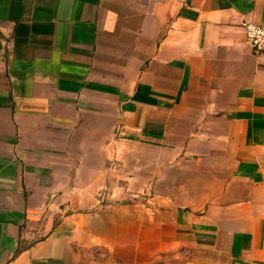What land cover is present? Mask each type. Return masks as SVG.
<instances>
[{"label": "crops", "instance_id": "0c3cea01", "mask_svg": "<svg viewBox=\"0 0 264 264\" xmlns=\"http://www.w3.org/2000/svg\"><path fill=\"white\" fill-rule=\"evenodd\" d=\"M264 0H0V264H264Z\"/></svg>", "mask_w": 264, "mask_h": 264}, {"label": "built area", "instance_id": "2783aa9c", "mask_svg": "<svg viewBox=\"0 0 264 264\" xmlns=\"http://www.w3.org/2000/svg\"><path fill=\"white\" fill-rule=\"evenodd\" d=\"M240 27L244 35V44L254 54H264V23L256 25L242 21Z\"/></svg>", "mask_w": 264, "mask_h": 264}]
</instances>
